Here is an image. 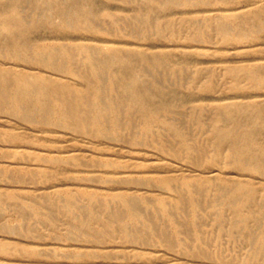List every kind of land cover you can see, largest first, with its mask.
Masks as SVG:
<instances>
[{"label": "rangeland", "instance_id": "374dc122", "mask_svg": "<svg viewBox=\"0 0 264 264\" xmlns=\"http://www.w3.org/2000/svg\"><path fill=\"white\" fill-rule=\"evenodd\" d=\"M12 1L0 0L2 14L10 13ZM49 2L27 0L20 5L25 21L35 24L28 32V43L70 44L82 41L97 46L120 45L139 48L149 53L151 63L139 60L136 55L134 58L137 59L144 79L156 77L162 80L161 95L153 103L167 104V109L162 111L163 117L168 122L176 123L185 132L189 141L199 149L195 152L199 158L197 163H193L185 152L180 153L179 157L174 156L177 142L167 131L160 139L164 146V149H161L155 141L146 140L145 143L132 145L134 132L126 128L121 130L118 140L84 136L62 127H52L56 129L54 133L49 132L50 125L42 128H23L22 121L11 116L10 109L0 110V136L5 131L20 132L37 142L56 146L51 153L50 146L13 147L0 140V246L3 247L0 249V264H264V245L260 240L261 236H264V210L259 212L257 220L253 221L250 233L242 231L230 235L225 232L220 235L213 225L214 215L208 212L207 202H203L200 217L204 233L202 238L198 239L190 225L191 211L187 201L183 203L182 208L174 209L176 219L183 223L179 226L172 224L168 214L163 213L156 202L158 194L178 198L177 196L184 192L180 183L183 180L200 183L204 176L208 175L207 169H211L208 167L218 168L216 172L219 171L220 181L239 180L257 185L264 184V175L258 171L244 172L227 165L225 158L215 164L209 161L214 154L209 125L217 110L216 104L260 101L264 104V85L256 84L244 76L236 83L228 73L229 67L242 66L260 67L264 74V0H192L188 4H171L155 14L157 20L170 22L171 25L163 29L161 34H156L155 28L150 27L148 34L137 36L128 32L138 27L147 30L144 25H138V22L142 21L141 14L151 9L143 0H86L91 16L98 23L104 22L100 16L105 12L128 17L127 22H123L121 35L115 33L114 25L108 24V33H88L75 31L72 27L63 29L51 26L50 19L46 20L47 16L53 15L48 7ZM234 12H246L239 22L229 19L235 37L224 41L214 28L210 27L206 29L205 36L189 39L195 21L204 25L208 16H214L213 20H216L223 13ZM247 14L252 16V21L245 19ZM175 30H178L179 34H174ZM17 33L18 30L11 27L4 34L13 36ZM81 36L87 38L83 39ZM9 54L8 51H0V61L8 65L16 62L18 67L32 65L33 69L50 75V69L28 64L21 59H12ZM67 80L81 86L72 78ZM137 89L139 84H135L128 91ZM195 111L203 118L201 125L192 119ZM137 132L144 137L141 131ZM254 138L259 147L264 148V128H258ZM92 141L94 143H90ZM48 149L50 150L47 152ZM75 151L80 157L78 163L62 160L70 157ZM114 152L118 153V156ZM15 154L16 156H13ZM34 155H40L44 160L33 161ZM52 158H60L61 161L56 164L47 160ZM109 161L116 162L117 167L109 165ZM159 162L164 163L166 167L147 171ZM171 169H177L178 172ZM162 175H173L174 187H177L179 192L175 188L167 190L160 186L158 178ZM90 177L95 181L88 179ZM121 191L135 197L139 202L141 214L155 218L154 229L145 227L142 233L126 240L118 230L119 224L114 227V236L109 238L108 235L100 236L98 231L101 223L96 220L91 222V227L80 226L74 222V216L83 218L90 211L93 203L89 197L90 193H98L103 198ZM70 194L75 195L77 204L71 208L66 205ZM96 203L99 204L97 208L104 212L102 202ZM112 204L114 207L120 205L116 200H113ZM103 214L101 213L102 218H105ZM129 224L132 228L144 227V223L139 220H130ZM258 225L260 227H257ZM164 236L172 237V242L164 240ZM84 238L87 241H84Z\"/></svg>", "mask_w": 264, "mask_h": 264}, {"label": "bare ground", "instance_id": "6f19581e", "mask_svg": "<svg viewBox=\"0 0 264 264\" xmlns=\"http://www.w3.org/2000/svg\"><path fill=\"white\" fill-rule=\"evenodd\" d=\"M24 1L27 0H13L8 15L0 12V51H8L12 59H21L28 64L48 68L50 69V75L48 73L45 74L46 72L44 73L37 69H33L32 65L18 67L19 64L16 62L14 63L12 61L13 63L8 65L6 62L0 61V110L10 109L11 116L22 121L23 128H42L50 125L49 132L52 131L54 133L56 129H52V127H62L69 128L75 133L84 136L90 135L93 138L107 137L110 140H118L121 130L126 128L134 132L132 145L145 143L146 140L155 141L158 146H161V149H164V146L160 139L167 131V134L177 142V148L174 149V156L179 157L181 155L180 153L185 152L193 163L198 162L199 157H197L198 155L195 154V152L197 153L199 149L195 147L194 143L189 141L185 132H183L176 123L172 121L168 122L163 117L162 111L167 109V104L153 103L161 95L162 80L160 81L156 77H145L144 79L142 70L139 69L137 59L134 58V55H136L139 60L151 63L152 59L149 53L139 48H126L120 45L97 46L82 41L70 44L50 43L30 45L28 43V32L35 24H29L25 21V17L20 10V5ZM49 1L50 4H48V7L52 10L53 15L47 16L46 20L50 19L49 22L51 26H59L63 29L72 27L75 31L108 33L110 32L106 26V24H108L114 25L115 33L121 35L120 33L123 32L122 28L124 26L123 22L126 23L128 18L116 15L112 12H105L100 16L104 21V24H101L91 16L90 8L86 0ZM143 1L150 5L151 9L147 13L141 14L142 21H139L138 25H144L147 27V30H142L140 27L129 30L128 33L133 36L148 34L150 27L155 28L156 34H161L163 29L167 28L171 23L157 20L155 14L159 12L158 10L171 4H188L192 0ZM245 14L246 12L223 13L216 20H213L214 16H208L206 17V23L204 25L197 24L195 21L189 39H194L196 36H205L207 34L206 29L212 27L222 40H229L235 37L233 34L234 30H232L229 25V19L239 22ZM247 16L248 17L245 19H253L250 14H247ZM11 27H15L18 33L13 36L5 35L4 33L11 29ZM175 31L174 34H179L178 30ZM82 38L84 39L87 37L84 36ZM73 39L76 40L77 38L73 37ZM228 73L232 75L236 83L241 76H244L256 84L264 85V74L260 67H229ZM68 75L69 78L78 81L81 86L70 83V81L67 80L69 78L66 79ZM135 84H139V89L128 91V89ZM262 103L263 101L259 103L224 102L216 104L215 108L217 110L209 125L214 149V154L209 158L210 162L215 164L218 163L220 159L225 158V163L227 165L239 168L244 172L258 171L264 175V148H260L256 142L257 140L254 138L256 130L260 127L264 128V104ZM192 119L200 125L203 123V118L198 111H195ZM40 130L43 133V130ZM137 131H141L144 137H141ZM76 137L77 136H75V138ZM0 140L6 145L13 147L37 145L38 148H41L50 146L51 150L48 149L46 150L47 152L49 150L50 152L55 150L54 148L56 147L55 145L46 144L42 141L37 142L27 134L14 131L3 132L0 136ZM87 142L89 143V140ZM90 143L94 142L92 141ZM76 152L77 151L72 153L70 157L66 159L62 158V160L78 163L80 157ZM115 154L118 156V153ZM13 156H16V154ZM127 158L130 159V157ZM52 159L47 160L53 161L56 164H59L58 162L61 161L60 158ZM32 160L40 162L44 160V158L40 155H34ZM108 164L117 167L116 162L109 161ZM152 166H154L153 169L147 171H156L159 168L166 167L162 162ZM208 168H211L207 169L209 173L206 174L208 175L204 176V179H202L200 183H195L192 180H183L180 185L184 192L177 196L178 198H168L158 194L156 202L159 208L163 213L168 214L172 224L179 226L183 223L176 219L174 209L182 208L183 203L187 201L191 211L190 225L196 232L198 239H201L204 233L202 228L203 222L200 217V210L203 206V202H207L208 212L214 215L213 225L219 230L220 235L225 232L230 235L242 231H248L250 233L253 221L255 219L257 220L256 217L259 212L264 210V184L257 185L248 181L239 180L220 181L218 179L219 171L216 172L218 168ZM171 170L177 171V169ZM88 179L94 180L92 177ZM158 180L160 186L167 190L175 188V178L173 175H162L159 176ZM175 189L179 192L177 187ZM143 190L146 191V189ZM89 197L93 203H91V209L88 214L84 215L83 218L74 216L73 220L76 224L85 227H91V222L93 220L98 221L101 223L99 227L100 230L98 231L101 237L108 235L109 238H112L116 231V229H114L116 224H119L118 230L126 240L132 239L135 235L142 233L145 227L150 230L155 228V218L141 214L139 202L128 192L121 191L115 193L113 196H103V198L98 193H90ZM144 198L149 201L148 197L145 196ZM113 200L119 202L120 205L114 207L112 204ZM96 202H102L104 212H101L97 208L99 204ZM66 205L70 208L77 205L74 194L69 195V201ZM101 213H104L103 215H105V218H102ZM130 220L134 222L139 220L144 223V227L132 228L129 224ZM21 223L24 224V222ZM257 227L260 226L258 225ZM85 240L84 238V241ZM164 240L172 242V237L164 236ZM260 240L263 241L264 245V236H261ZM1 248L3 247L0 246V249Z\"/></svg>", "mask_w": 264, "mask_h": 264}]
</instances>
